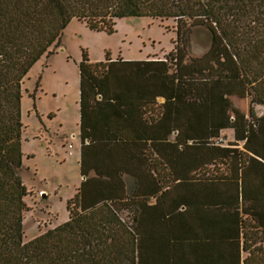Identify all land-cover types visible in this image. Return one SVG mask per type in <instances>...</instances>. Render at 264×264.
<instances>
[{"label":"trees","instance_id":"16d2710c","mask_svg":"<svg viewBox=\"0 0 264 264\" xmlns=\"http://www.w3.org/2000/svg\"><path fill=\"white\" fill-rule=\"evenodd\" d=\"M142 15L178 18L175 50L168 55L175 68L170 73L171 89L175 81L184 87L190 85L200 99L195 102L201 105L217 94L228 99L226 94L242 87L238 93L251 95L252 103H264V0H0V264H264V245L258 243L259 234L264 237V207L247 202L243 185L240 196L244 205L239 204L240 200L233 206V243L217 253L203 250L198 244L195 249H184L176 241L178 234H157L159 240H153L156 234L141 231L144 219L136 214L134 221L127 222L113 197L89 203L84 179L68 200L69 218L25 238L28 187L21 169L25 158L22 106L26 76L60 40L73 18L85 19L93 29L113 32L118 18ZM180 19L189 24L188 40L196 26H205L212 34L209 49L191 61H186L188 50L181 48L185 35ZM130 62L109 54L107 60L91 61L84 50L79 63L84 147L90 138L92 144L117 141L120 134H115V126L122 118L124 123L125 119L129 121L130 111L123 106V98L130 95L135 81L129 71L124 73L121 64ZM145 76L144 67L138 77L145 81ZM139 91L144 93V87ZM163 115L149 114L143 122L156 124ZM252 116L246 149L257 156L240 150L241 158L233 160L239 166L238 176L236 166L231 171L238 180L245 179L248 162L264 164V148L260 146L264 145V115L258 116L253 104ZM256 132L260 141L252 145L250 139ZM192 144L239 151L236 147H221L213 136L193 139ZM145 156L158 175L162 167L169 171L160 189L165 192L163 188H175L178 178L153 142L145 148ZM214 158L202 163L192 178L226 187L224 181L232 174ZM82 172L87 173L84 167Z\"/></svg>","mask_w":264,"mask_h":264},{"label":"crops","instance_id":"0c3cea01","mask_svg":"<svg viewBox=\"0 0 264 264\" xmlns=\"http://www.w3.org/2000/svg\"><path fill=\"white\" fill-rule=\"evenodd\" d=\"M208 49L198 55H191L189 51L186 61H191ZM169 57L157 52L138 58L119 57L132 61L121 64L124 73L129 71L135 81L130 95L123 98V106L130 111V122L125 119L124 123L122 118L115 126V134H120L117 141L92 144L90 138L86 141L89 144L86 147L81 137L80 74V131L77 134L80 139L81 181L76 192L84 179L85 199L89 203L106 196L113 197L119 202L122 212L131 211V221H134L136 214L144 219L141 231L156 234L153 240H159L157 234H178L176 241L184 249H195L198 244L203 250L213 249L217 253L233 243V206L240 200L242 203L239 204L244 205L240 196L243 195L241 185L244 186L248 203L253 201L256 207H264V164L248 162L243 180L236 179L231 173L234 165L235 176L239 174L238 163L234 164L233 160L241 158L240 150L255 155L246 149L248 121L253 119L252 97L249 94L241 95L238 92L243 88L235 87L237 92L225 95L228 99L217 94L199 105L195 99H200L190 90V85L184 87L175 81L171 89L170 73L175 68L171 67ZM144 67L145 81H141L138 73ZM142 87L144 93L139 91ZM207 95H210L209 90ZM160 112L164 115L156 124L143 122L147 115L155 117ZM48 115L52 116L50 112ZM253 135L254 138L250 139L252 145L260 141L257 132ZM203 136H213L221 147H236L239 151L205 149L199 144H192L193 139ZM151 142L169 162L178 178L176 187L170 190L163 188L165 192L160 189V183L168 178L169 171L162 167L159 170L161 176L158 175L145 156V148ZM260 146L264 148L261 143ZM213 157L223 162L226 171L232 174L224 181L226 187L192 178L194 171L202 163L213 161ZM83 167L86 174L82 172ZM166 230L169 233H164Z\"/></svg>","mask_w":264,"mask_h":264},{"label":"rangeland","instance_id":"374dc122","mask_svg":"<svg viewBox=\"0 0 264 264\" xmlns=\"http://www.w3.org/2000/svg\"><path fill=\"white\" fill-rule=\"evenodd\" d=\"M178 24L175 17L125 16L118 18L114 31L109 32L93 29L85 19L75 17L60 40L32 67L24 80L22 106L26 148L21 173L28 187L24 212L26 239L69 218L68 200L75 195L81 181L77 133L80 131L79 61L84 50L92 61L107 60L108 54L113 58H138L155 52L169 55L175 50ZM180 27L185 35L181 48L191 55L208 49L212 34L205 26L193 27L189 40L186 37L189 24L180 19ZM121 213L131 223V211ZM262 235L259 234L258 243L264 245Z\"/></svg>","mask_w":264,"mask_h":264},{"label":"water","instance_id":"95a60500","mask_svg":"<svg viewBox=\"0 0 264 264\" xmlns=\"http://www.w3.org/2000/svg\"><path fill=\"white\" fill-rule=\"evenodd\" d=\"M253 105L258 116L264 115V103L254 102Z\"/></svg>","mask_w":264,"mask_h":264},{"label":"bare ground","instance_id":"6f19581e","mask_svg":"<svg viewBox=\"0 0 264 264\" xmlns=\"http://www.w3.org/2000/svg\"><path fill=\"white\" fill-rule=\"evenodd\" d=\"M24 148H26V145L24 144Z\"/></svg>","mask_w":264,"mask_h":264}]
</instances>
